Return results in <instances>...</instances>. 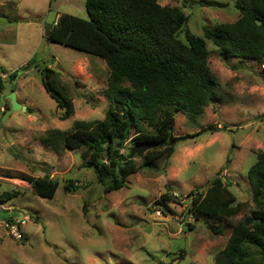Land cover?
I'll return each mask as SVG.
<instances>
[{
  "label": "rangeland",
  "instance_id": "1",
  "mask_svg": "<svg viewBox=\"0 0 264 264\" xmlns=\"http://www.w3.org/2000/svg\"><path fill=\"white\" fill-rule=\"evenodd\" d=\"M49 2L0 0V72L7 75L0 110L10 105L15 79L10 74L16 71L22 72L16 86L19 100L32 110L13 112L4 122L3 115L0 121V196L17 194L0 201V264H215L232 225L255 208L248 172L264 152V61L224 62L207 40L210 68L219 83L213 101L197 120L177 113L172 136L183 139L170 159H162L155 169H140L124 188L105 194L95 170L84 168L82 151L57 152L41 141L49 130L68 131L77 121L102 120L110 106L106 62L41 37L51 11L87 20L86 0ZM157 2L188 16L182 40L188 35L203 38L206 28L215 30L241 17L237 0ZM32 59L38 68L19 70ZM47 67L56 72L58 90L73 102L75 113L67 120L60 119L62 111L44 88L38 69ZM202 129L207 131L188 137ZM133 146L128 141L121 154L128 156ZM135 162L140 165L142 159ZM12 172L58 182L55 197L37 196L25 181L9 178ZM217 175L241 211L224 223L196 221L187 212L190 193L206 190ZM165 193L178 201L157 204ZM13 226L23 231V239L12 234Z\"/></svg>",
  "mask_w": 264,
  "mask_h": 264
},
{
  "label": "trees",
  "instance_id": "2",
  "mask_svg": "<svg viewBox=\"0 0 264 264\" xmlns=\"http://www.w3.org/2000/svg\"><path fill=\"white\" fill-rule=\"evenodd\" d=\"M236 8L241 11L236 22L218 25L215 30L206 28L203 38L188 35L186 40L180 39V32L188 16L180 8L162 6L157 0H86L87 20L61 15L45 39L106 62V99L110 106L102 120L77 121L68 131L49 130L41 138L42 143L57 152L82 151L84 168L95 170L105 194L124 188L128 178L140 169H155L159 161L170 159L176 143L183 139L172 136L177 113L189 120L202 117L219 87L210 68L207 40L212 41L224 62L264 61V0H237ZM33 68L38 67L32 59L19 70ZM38 70L46 92L62 111L60 119L71 118L74 105L58 90L56 72L48 67ZM17 73L10 77L16 78ZM2 80L0 75V93ZM27 111L32 113L30 108ZM128 141L134 146L146 142L160 146L134 158H130L134 146L130 147L124 161L121 150ZM107 150L108 158L104 160ZM135 158H141L142 163L138 165ZM8 177L25 181L44 199H53L59 188L58 182L24 172H12ZM248 180L255 208L232 225L231 236L215 264H264V152L257 154ZM205 189L190 193L192 206L187 212L196 221L205 218L224 223L240 213L241 204L221 177ZM16 195L5 193L0 201ZM174 201H178L176 196L165 193L157 204ZM212 230L222 234L218 228Z\"/></svg>",
  "mask_w": 264,
  "mask_h": 264
},
{
  "label": "water",
  "instance_id": "3",
  "mask_svg": "<svg viewBox=\"0 0 264 264\" xmlns=\"http://www.w3.org/2000/svg\"><path fill=\"white\" fill-rule=\"evenodd\" d=\"M56 19H57V13L51 11L49 17L45 20V24H44V27H43L44 37H49V35L51 33V30L53 29L54 25H56V23H57ZM21 75H22V72L19 71L18 75L13 80V89H12L10 95L8 96V99L10 100L11 107H10L9 110H7L5 112L4 118H3V122L13 112H20V111L25 112V111H27V107L23 106L17 99L16 86H17V82L19 80V77ZM159 146H160V144L150 143V142H146V143H142V144L136 145L133 148H131L130 158H134L136 155L137 156H141V155L147 153L148 151H150L151 149L159 147ZM107 158H108V150L103 153V159L106 160ZM126 160H127V158L124 157V161H126ZM217 178H218V175L216 176L215 179H217ZM213 181L210 184H212Z\"/></svg>",
  "mask_w": 264,
  "mask_h": 264
},
{
  "label": "built area",
  "instance_id": "4",
  "mask_svg": "<svg viewBox=\"0 0 264 264\" xmlns=\"http://www.w3.org/2000/svg\"><path fill=\"white\" fill-rule=\"evenodd\" d=\"M0 67H1V65H0ZM0 75H1V77H4V78L6 77V74H3V70L0 72ZM11 232L18 240H21L24 238V233H23V231L20 230V228L18 226H13L11 228Z\"/></svg>",
  "mask_w": 264,
  "mask_h": 264
},
{
  "label": "crops",
  "instance_id": "5",
  "mask_svg": "<svg viewBox=\"0 0 264 264\" xmlns=\"http://www.w3.org/2000/svg\"><path fill=\"white\" fill-rule=\"evenodd\" d=\"M61 15L60 14H57V20H58V18L60 17ZM41 37L42 38H44L45 39V37H44V32H43V28H42V30H41ZM7 76V75H6ZM2 78H4V77H2ZM6 78V77H5ZM18 83V82H17ZM17 99H18V101L23 105V106H28V104L26 103V102H21L20 100H19V93H18V91H17ZM27 110H28V107H27ZM1 112H2V115L1 116H3L5 113L4 112H6L7 110H6V107H3V108H1V110H0ZM28 112V111H27ZM4 113V114H3ZM13 114V113H12ZM11 114V115H12ZM2 118V117H1Z\"/></svg>",
  "mask_w": 264,
  "mask_h": 264
}]
</instances>
